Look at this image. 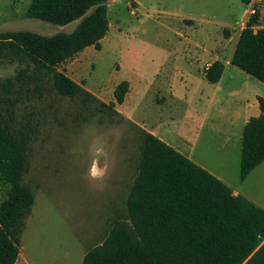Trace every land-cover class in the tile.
<instances>
[{"label": "rangeland", "instance_id": "rangeland-1", "mask_svg": "<svg viewBox=\"0 0 264 264\" xmlns=\"http://www.w3.org/2000/svg\"><path fill=\"white\" fill-rule=\"evenodd\" d=\"M30 2L0 0V36L13 31L52 36L77 27L78 21L57 26L28 18ZM107 5L110 28L101 50L89 47L57 69L94 100L63 97L51 75L0 58V123L17 134L31 133L23 184L34 204L22 223L16 264H82L115 223L131 227L127 201L139 176L144 128L173 139L188 108L172 98L174 90H196L202 99L195 106L201 109L213 94L215 108L230 107L234 88L264 98V83L230 64L241 24L253 8L260 13L257 29H264V0H252L250 7L241 0H107ZM217 47L224 76L216 87L203 73ZM123 81L132 88L117 113L101 108L100 102L114 100ZM237 145L240 168V141ZM231 174L230 184H242L239 173ZM244 187L242 192L264 204V177L249 178ZM8 191L0 175V204Z\"/></svg>", "mask_w": 264, "mask_h": 264}, {"label": "trees", "instance_id": "trees-1", "mask_svg": "<svg viewBox=\"0 0 264 264\" xmlns=\"http://www.w3.org/2000/svg\"><path fill=\"white\" fill-rule=\"evenodd\" d=\"M244 5L252 0H241ZM27 17L57 26L78 21L71 33L45 36L13 31L0 36V58L34 65L52 76L59 95L94 100L58 67L89 47L101 50L109 32L107 0H31ZM260 13L250 16L237 41L231 64L264 83V29ZM226 37L230 34L225 29ZM224 64L214 62L209 83L222 77ZM130 90L123 81L114 100L101 108L116 112ZM260 115L244 127L240 180L264 162V98H257ZM139 176L128 197L131 227L114 224L105 242L89 250L82 264H264V209L233 190L153 134L144 131ZM31 133L17 134L0 123V175L9 186L0 204V264L20 257L23 220L34 194L23 184Z\"/></svg>", "mask_w": 264, "mask_h": 264}, {"label": "crops", "instance_id": "crops-1", "mask_svg": "<svg viewBox=\"0 0 264 264\" xmlns=\"http://www.w3.org/2000/svg\"><path fill=\"white\" fill-rule=\"evenodd\" d=\"M136 4L138 10L139 3L136 2ZM250 5L251 4L247 5V7H250ZM239 30L238 39L243 31V28ZM220 49L221 48L217 47L214 50L217 55H213L214 53L211 51L210 54L212 55V58L205 62V65H212L214 62L220 61ZM205 51L207 53L209 52L208 50ZM203 76L206 79L205 72L203 73ZM223 76L224 72L220 80L215 84L209 83L207 79L206 81L217 87L221 84ZM131 88L132 87L130 85V90L127 95H129ZM258 97L260 96L256 93L244 92L241 89L239 90L234 88L228 96V100H230V107L215 108L214 106L216 104L217 96L216 94H213V96L205 97L208 106L201 109V107L195 106L196 103H201L202 99V96L197 97L196 90L191 92L186 90L182 93L174 90L172 98H174L177 102H184L188 105L182 122V127H179L180 131L177 132L173 139H170L169 137L165 138L161 136V132L156 128H153L152 130H147L146 128L144 129L158 137L167 145L171 146L177 152L187 157L196 165L206 170L215 178L224 182L233 190L234 195L243 196L255 205L264 209V204H260L258 200L252 196V194L249 196L248 191H246L247 194L242 192L245 188L244 184H246L249 178H258L259 176L264 177L262 176L264 175V162L256 167L244 181L240 180L242 184L237 185L234 184V182L233 184H230L229 182V178L233 179V176L235 175H232L231 172L234 173L236 171V173H239L240 178V168L238 163L239 149L237 141H240L241 144L242 157L244 127L252 117H258L260 115L259 103L257 100ZM110 102L106 104H109ZM117 106L120 105H116V111H118ZM119 113L121 112L119 111ZM125 118L127 117L125 116ZM170 124L175 126L177 122L171 121Z\"/></svg>", "mask_w": 264, "mask_h": 264}, {"label": "built area", "instance_id": "built-area-1", "mask_svg": "<svg viewBox=\"0 0 264 264\" xmlns=\"http://www.w3.org/2000/svg\"><path fill=\"white\" fill-rule=\"evenodd\" d=\"M256 11H258V10H256L255 8H253V9L251 10V13H250L251 15H250V16L254 15V14L256 13ZM249 18H250V17H249ZM248 21H249V19H248ZM248 21H247V23H248ZM247 23H243V24H241V25H242L241 28L245 29L246 26H247ZM210 67H211L210 64L205 65V67H204V72L207 73V72L209 71Z\"/></svg>", "mask_w": 264, "mask_h": 264}]
</instances>
